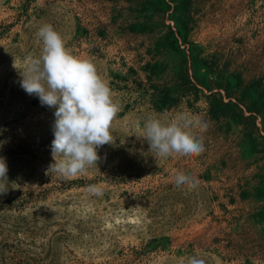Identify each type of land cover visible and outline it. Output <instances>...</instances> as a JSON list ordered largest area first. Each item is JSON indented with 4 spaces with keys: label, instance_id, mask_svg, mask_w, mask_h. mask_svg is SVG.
<instances>
[{
    "label": "rangeland",
    "instance_id": "rangeland-1",
    "mask_svg": "<svg viewBox=\"0 0 264 264\" xmlns=\"http://www.w3.org/2000/svg\"><path fill=\"white\" fill-rule=\"evenodd\" d=\"M176 1L159 9L150 0H0V157L8 166L0 264H187L192 256L264 264V109L249 112L239 98L251 80L264 89V0H182L172 11ZM43 23L95 63L122 104L115 143L99 149L98 168L74 178L48 174L55 109L23 90L13 67L40 54ZM177 27L186 29L179 49L163 47ZM193 55L222 79L195 71ZM231 73L241 84L231 81L226 96L218 86ZM219 98L228 112L212 118L209 103ZM179 113L207 125L196 130L205 151L155 159L139 138L144 120ZM177 171L199 187L178 189ZM91 184L103 195L86 191Z\"/></svg>",
    "mask_w": 264,
    "mask_h": 264
},
{
    "label": "clouds",
    "instance_id": "clouds-1",
    "mask_svg": "<svg viewBox=\"0 0 264 264\" xmlns=\"http://www.w3.org/2000/svg\"><path fill=\"white\" fill-rule=\"evenodd\" d=\"M42 43L40 54L29 57L23 69L13 67L21 77L20 87L40 104L55 109L51 154L53 162L48 174L68 179L87 173L101 161L99 149L115 143L114 121L122 110L107 81L99 74L93 61L72 54L63 36L49 23L40 25L35 33ZM207 125L186 113L162 120L149 116L143 122V136L154 158L172 155L193 158L205 151L201 135ZM8 166L0 157V193L7 191ZM174 184L178 189L193 191L199 181L192 175L177 171ZM86 191L102 196L98 184L88 185ZM187 264H206L205 259L189 257Z\"/></svg>",
    "mask_w": 264,
    "mask_h": 264
},
{
    "label": "trees",
    "instance_id": "trees-1",
    "mask_svg": "<svg viewBox=\"0 0 264 264\" xmlns=\"http://www.w3.org/2000/svg\"><path fill=\"white\" fill-rule=\"evenodd\" d=\"M150 3L152 5H155L159 9H164L168 7L166 0H150ZM181 8H183V2L182 0H179L175 2L171 10L178 11ZM185 31H186L185 27L182 28L177 27L176 30L174 31L169 30L165 34V37L160 41V44L167 49L178 50L179 49L178 40L180 41L185 40L186 37ZM192 63L196 66L195 71L199 72V74H201L200 72H203L205 74H212L215 78L222 79V74H220L216 68H213L211 65L205 63L204 60L200 59L198 56L196 57V55H193ZM156 67L158 68V65L154 64L150 68L154 69ZM228 76L229 77L224 80V85L221 82H219L220 87L218 86V88L220 89L222 88L226 96H228L227 86L232 84L231 81H233V86L235 87H238L241 84L240 77L237 74L231 73ZM239 98L242 105H244L245 102L248 103L246 109L249 112H258L259 109L257 108V106L264 109V89L256 80H251L248 83L242 85ZM163 103H164L163 97L155 96L153 104L156 108L158 109L162 108ZM228 108H229L228 103H224L220 98L213 99V101L209 103L208 106L209 113L212 118H218L219 116H224L226 112H228ZM239 112L241 113L242 111ZM226 116L232 118L234 122H238L237 118H239L240 115L232 114Z\"/></svg>",
    "mask_w": 264,
    "mask_h": 264
}]
</instances>
